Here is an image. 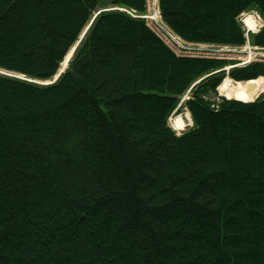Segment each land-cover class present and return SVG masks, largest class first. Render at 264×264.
<instances>
[{
	"label": "trees",
	"instance_id": "1",
	"mask_svg": "<svg viewBox=\"0 0 264 264\" xmlns=\"http://www.w3.org/2000/svg\"><path fill=\"white\" fill-rule=\"evenodd\" d=\"M146 4L0 0V72L22 77L0 73V264H264V94L205 98L264 78V60L177 55L113 9ZM158 9L193 45L241 48L240 16L264 21V0ZM247 37L264 49V26Z\"/></svg>",
	"mask_w": 264,
	"mask_h": 264
},
{
	"label": "rangeland",
	"instance_id": "2",
	"mask_svg": "<svg viewBox=\"0 0 264 264\" xmlns=\"http://www.w3.org/2000/svg\"><path fill=\"white\" fill-rule=\"evenodd\" d=\"M113 9H118L121 12H125L129 16H147L149 18H152L153 20L159 22V26H162L164 28V32L165 33L169 34L170 36H173V34L170 31V29L165 28L163 26V24L161 23V18H160L161 15H160V11L158 9V0H147L146 11L143 14H141V15L136 14V13L131 12V11H128V10H125V9H121V8H113ZM245 17H250L253 20V22H255L256 27H258L255 32L254 31L253 32H248V30L244 27L243 19ZM150 22H154V21L150 20ZM240 22H241V24L243 25V27L245 29V33L248 32V35L249 34L253 35V34L257 33L264 26V21L254 11L242 14L240 16ZM166 36H168V35H166ZM165 41H167V44L169 46L173 45L170 41H168V40H165ZM246 43H247V40H246ZM187 46H188L187 49L184 50L183 52H180L177 49H174L172 46H171V48L173 49V51L177 55L179 54V55H185V56H191V57H200V58H203V57H205V58H208V57H210V58H215V57L216 58H226L229 61H235L237 63L235 66H238V65L239 66H241V65L242 66H246L247 64L253 62V60L255 61V59L256 60L257 59L264 60V49H261V48H258V47H254L250 43H249V46L251 48H253V47L255 48L254 53L250 57V60H249V57H248V53L249 52L246 49V47H247L246 44H245L246 47L244 46V47H241V48H234V47H230V46L201 45V44H198V45H190L189 44ZM250 52L252 53V51H250ZM66 60H67V58L65 59V61ZM66 65H67V63H66ZM65 68H66V66H65ZM65 68H64V65H61V72L64 71ZM229 68L230 67H227L225 69L228 70ZM226 79L227 78H225L223 80V82ZM230 82L232 83L233 81L230 80ZM234 83L235 82H233L232 84H234ZM263 94H257L256 98L259 97L260 95H263ZM187 96H189V93H187ZM205 98H206V100H208V101H210V102H212L214 104H218L220 98L226 99L225 97L221 96L220 92L218 91V88L216 89V94L209 93ZM184 99H185V97H183L180 102H182ZM186 99H188V97H186ZM176 116H180V118L183 119L185 124L189 123V121H188V119L190 117L189 114H187L185 109L181 108V109H179L178 112L175 110L173 112L172 116L168 120V124L170 125L171 129H172V125H171V122H169V121H170V119H174V117H176ZM191 126H192V123L190 124V126H187L185 129L182 128L179 131H174L173 129L172 130L177 135H180L182 132L186 131V129L190 128Z\"/></svg>",
	"mask_w": 264,
	"mask_h": 264
},
{
	"label": "bare ground",
	"instance_id": "3",
	"mask_svg": "<svg viewBox=\"0 0 264 264\" xmlns=\"http://www.w3.org/2000/svg\"><path fill=\"white\" fill-rule=\"evenodd\" d=\"M243 25L248 30V32H253V31L255 32L256 29L258 28L256 27L255 22H253V20L250 17H245L243 19ZM65 62L61 64L64 65V68L67 63ZM0 73L3 75H11L2 72ZM232 83L230 82V79L227 78L218 88V91L220 92L221 96L225 97L228 100H236L239 102L248 103L255 101L258 98V97L256 98L257 94L264 93V78H258L255 81L252 80L250 82L247 81V82H237L234 84ZM188 121L189 123L185 124L183 119L180 118V116H176L174 117V119H170L169 122H171L172 129L174 131H179L182 128L185 129L187 126H190L191 124L190 117Z\"/></svg>",
	"mask_w": 264,
	"mask_h": 264
},
{
	"label": "built area",
	"instance_id": "4",
	"mask_svg": "<svg viewBox=\"0 0 264 264\" xmlns=\"http://www.w3.org/2000/svg\"><path fill=\"white\" fill-rule=\"evenodd\" d=\"M132 18H141V19H145V20H148L149 22H150V20H152V21H154V22H150L151 24H152V26H154L155 28L154 29H156V31L163 37V39L164 40H168V41H170L173 45H171L174 49H177L178 51H180V52H183L184 50H186L187 49V45H189V44H187V43H185V42H183L181 39V41L179 40V38L177 37V36H175L174 34H173V32H172V34H173V36H170L169 34H167V33H165L164 32V28L162 27V26H159V22H157V21H155V20H153L152 18H149V17H147V16H131ZM162 23V22H161ZM163 24V23H162ZM163 26L165 27V28H167L164 24H163ZM166 35H168V36H166ZM166 43H167V41H166ZM190 45H193V44H190ZM247 46V47H246ZM246 49L248 50V57H249V60H250V57L252 56V54L254 53V51H255V48L253 47V48H251L250 46H249V44H248V42L246 43ZM250 51H252V53L250 52Z\"/></svg>",
	"mask_w": 264,
	"mask_h": 264
},
{
	"label": "water",
	"instance_id": "5",
	"mask_svg": "<svg viewBox=\"0 0 264 264\" xmlns=\"http://www.w3.org/2000/svg\"><path fill=\"white\" fill-rule=\"evenodd\" d=\"M73 51H74V48L71 50V52L67 55V60H66V62H68V60L70 59V57L72 56V53H73ZM65 58V59H66ZM61 70V69H60ZM61 73V71L58 73V75L52 80V82H46V83H40V82H34V83H37V84H41V85H48V84H51V83H53V82H55L56 81V79H57V77L59 76V74ZM7 76H11L12 77V75H7ZM13 77H15V78H19V79H22V77H19V76H13Z\"/></svg>",
	"mask_w": 264,
	"mask_h": 264
}]
</instances>
